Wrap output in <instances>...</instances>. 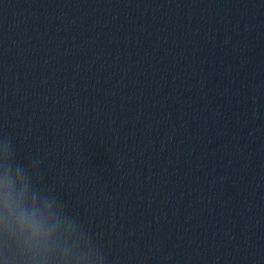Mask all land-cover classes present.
Here are the masks:
<instances>
[{
	"label": "water",
	"instance_id": "1",
	"mask_svg": "<svg viewBox=\"0 0 264 264\" xmlns=\"http://www.w3.org/2000/svg\"><path fill=\"white\" fill-rule=\"evenodd\" d=\"M0 133L112 264H264V0H0Z\"/></svg>",
	"mask_w": 264,
	"mask_h": 264
},
{
	"label": "clouds",
	"instance_id": "2",
	"mask_svg": "<svg viewBox=\"0 0 264 264\" xmlns=\"http://www.w3.org/2000/svg\"><path fill=\"white\" fill-rule=\"evenodd\" d=\"M39 159L0 133V264H112L109 252L45 182Z\"/></svg>",
	"mask_w": 264,
	"mask_h": 264
}]
</instances>
